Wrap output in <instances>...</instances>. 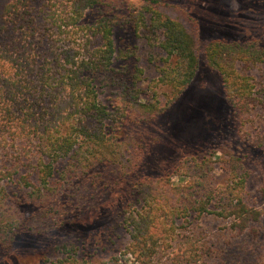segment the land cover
<instances>
[{
	"label": "rangeland",
	"instance_id": "1",
	"mask_svg": "<svg viewBox=\"0 0 264 264\" xmlns=\"http://www.w3.org/2000/svg\"><path fill=\"white\" fill-rule=\"evenodd\" d=\"M172 1L199 23L200 64L167 110L142 121L122 114L119 93H124L126 107L133 103L138 109L134 97L142 102L153 93L166 104L172 97L170 88L157 79L159 70L174 58L168 60L162 52L159 32L134 29L120 1L87 10L85 24H94L101 15L113 23L110 71L92 82L109 113L103 131L108 146L100 154L79 137L73 150L56 163L49 199L38 196L36 172L29 174L28 186L19 175L0 181V213L16 224L13 242L0 247V264H47L66 257L134 264L122 253L133 227L126 221L128 211L135 213L142 205L135 181L170 175L177 184L182 178L173 170L184 158L210 160L211 173L201 179L213 193L232 183L233 176L244 179V200L261 211V217L253 224L255 231L250 226L240 233L220 215L226 202L216 196L208 212L201 217L192 214L180 224V235L201 246L205 264H252L264 254V62L237 65L254 84L253 100L239 108L225 98L220 74L203 55L205 45L215 38L257 41L264 47V0ZM200 190L196 197L203 198Z\"/></svg>",
	"mask_w": 264,
	"mask_h": 264
},
{
	"label": "trees",
	"instance_id": "2",
	"mask_svg": "<svg viewBox=\"0 0 264 264\" xmlns=\"http://www.w3.org/2000/svg\"><path fill=\"white\" fill-rule=\"evenodd\" d=\"M118 1L125 5L134 29L159 32L162 52L168 60L174 58L173 63L159 70L157 79V83L170 88L172 97L166 104H160L155 93L142 102L136 95L138 109L133 103L123 106L122 91L117 97L119 110L131 120L153 119L167 110L194 78L202 53L200 26L194 16L172 0ZM115 3L116 0L1 3L0 181L19 175L28 186L29 174L36 172L38 196L49 199V179L54 176L56 163L73 150L79 137L92 143L100 154L108 146L103 131L109 113L99 102L92 82L110 71L115 53L113 23L105 15L94 24H85L83 19L87 10ZM203 55L220 74L225 98L239 108L247 106L254 98V84L249 75L238 71L237 65L264 62V47L257 41L238 43L215 38L205 45ZM209 161L182 159L173 170L182 178L177 184L170 175L135 181L133 187L142 205L135 213L128 211L126 221L133 227L122 253L133 258L134 264H205L203 251L199 253L201 246L189 236H181L179 229L192 214L201 217L208 212L216 196L226 202L220 215L229 218L232 229L243 233L252 226L255 231L253 224L260 219L261 211L245 202V180L233 176L232 183L214 193L209 191V185L203 186L201 179L211 173ZM42 188L46 193L40 192ZM200 189L204 190L203 198L196 197ZM15 226L0 213V247L13 242ZM110 262L66 257L47 264ZM252 264H264V254Z\"/></svg>",
	"mask_w": 264,
	"mask_h": 264
}]
</instances>
